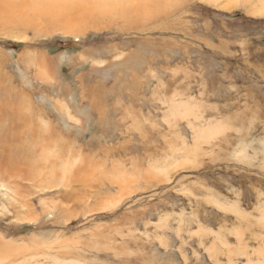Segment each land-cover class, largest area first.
Segmentation results:
<instances>
[{
    "label": "rangeland",
    "instance_id": "1",
    "mask_svg": "<svg viewBox=\"0 0 264 264\" xmlns=\"http://www.w3.org/2000/svg\"><path fill=\"white\" fill-rule=\"evenodd\" d=\"M10 2L0 264H264V0Z\"/></svg>",
    "mask_w": 264,
    "mask_h": 264
},
{
    "label": "bare ground",
    "instance_id": "2",
    "mask_svg": "<svg viewBox=\"0 0 264 264\" xmlns=\"http://www.w3.org/2000/svg\"><path fill=\"white\" fill-rule=\"evenodd\" d=\"M6 1L8 2V5H9L10 8L1 9L0 13H6L7 12L8 14H10V16L14 20H16V21L20 20L21 22H23L24 18L20 15V13L15 14L16 11H15L14 8H12V4L10 2V1L14 2L16 0H6ZM36 1L37 0H27V2L29 4L31 3L34 6H41L42 7L41 8V12L42 13L55 18V19L51 20V21H55V22L52 23L53 24L52 28H55V27L56 28H60V27H66V28L67 27H77L80 24V22L83 21L78 15V12H80V10H81V5H80L81 2H76V0H39L36 3ZM58 18L64 19V20L67 19V20H66V22H62L61 20H58ZM73 33L78 34L80 32L73 31ZM5 133H3V136H4ZM48 135L49 134H47V136ZM15 170H16V168H15ZM15 175H17V174H15ZM24 250H26V249H24Z\"/></svg>",
    "mask_w": 264,
    "mask_h": 264
}]
</instances>
